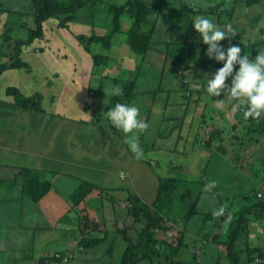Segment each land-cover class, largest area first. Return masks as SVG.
Wrapping results in <instances>:
<instances>
[{"label": "crops", "instance_id": "crops-1", "mask_svg": "<svg viewBox=\"0 0 264 264\" xmlns=\"http://www.w3.org/2000/svg\"><path fill=\"white\" fill-rule=\"evenodd\" d=\"M145 1L160 8L164 2V0ZM192 1L197 4L195 6H200L201 10L210 11L206 7V0ZM212 1L217 2L215 6L218 8L222 3L226 7V0ZM232 1L235 6L228 11L221 12L217 22L224 23V27L231 26L235 31V37L247 39L238 26L242 21L235 18L236 7L241 8L237 5L240 0ZM85 8L88 7L84 6ZM158 9L149 14L145 27L146 30H150L151 39L155 37V42L156 39L161 40L157 35L160 34L159 27L166 25V21L159 18ZM229 12L233 13V17L230 19L232 21L227 20V24H225L221 16ZM246 16L242 10L240 18H246ZM49 19L54 28L63 31V33L59 31L54 35L62 36L63 39L56 38L53 43L47 45L37 42L33 46H29L25 52L29 55L27 59H24L26 66L7 68L0 73V79L5 77L4 80H0V264H103L104 262L118 261L126 245L120 233L124 228L132 227L131 219H125L124 206L127 197L134 195L142 202L153 203L158 195V176L162 175V169L166 171L167 176L169 170L175 169L179 172L182 170L181 173H177L182 176V180L180 183L176 181L178 186L172 193L167 194L169 200H167L168 196L166 200L170 202L172 211L176 213L178 205L182 203V196L185 195L189 199V205L192 204L199 210L198 215L192 217L194 222L196 219H201L200 214L210 213L207 212L209 208L198 207L200 201L203 204L217 201L215 195H211V193H205L203 196L198 195L201 189L203 191L204 188L215 183V181H210L208 178L203 179L204 176H201L200 169L207 162L205 161L201 167L200 159L193 164L183 161V156L189 155L190 151L194 152L193 155L196 151L200 152V144H197V135H195L196 129L192 128L193 131H187L188 128L191 129L195 125L193 117L190 119L187 129L184 128L185 135H183L181 130H176L179 126H174L175 123L177 124L179 114L169 115L167 112L165 115L162 111L157 115V118L152 115V118L158 121L156 128L161 131L160 134L150 136L151 138L158 137L155 140L152 139L154 142L147 145L144 142L143 146V140L138 137L137 132L128 134L129 138L137 139L143 149V156L137 159L125 142V134L121 131L114 132L108 126L105 114L103 116L99 111L100 114L96 112L100 106L101 98H103L102 111L110 109V104L104 103L109 99L105 96L104 91L106 88L113 87L114 81L108 77L112 74L106 73L105 70H109L114 64V67L109 70L110 73L121 75L123 71L133 68L137 64L138 59L134 58L135 55H130L128 45L125 43L126 34L122 35L117 41L118 43L112 41L111 47L108 49L99 42H91L87 50L85 43L79 41L77 35L88 34L90 30L92 34L102 35L108 30L101 29L99 25L94 29L91 26L89 29L90 23L93 24V22L91 19L85 20L87 18L83 19V24L80 26L75 23L76 19L71 20L74 24L71 29H69V25L65 28L60 27L57 18ZM130 19L127 16L122 17L123 23L120 32L126 33ZM252 21L249 20V22ZM88 24L89 26H87ZM236 31L241 32L240 36ZM172 40L173 37L169 35L163 41H159L163 43L162 45L158 44L160 52L164 50V54H169V49L173 46ZM48 48H53V53L63 49V56L71 55L70 60L65 63L50 62L47 67L40 65V59H42L40 55ZM120 49L123 50V54L128 53L130 56L123 59ZM116 50L119 51L117 54L114 53ZM93 54L108 55L110 57L108 62L112 65L108 63V65L96 66L93 63ZM30 62L32 65L29 68L28 63ZM145 63H148L147 60ZM126 64H128L127 67ZM103 69L104 72H100ZM186 69L190 70V68ZM129 71L131 70L129 69ZM144 71L145 64H141L140 73L136 79L135 95L132 97L133 103H136L143 114L146 112L151 114L156 106L154 100L157 95L166 97L172 90L177 93L183 91L182 87H189L192 85L191 83L197 84L194 79L192 81L187 77H182L181 82L175 80L173 83L175 85H171V87L158 85L152 81V78L142 83L141 77ZM41 72L43 74L40 76ZM127 74L123 78L131 76L129 72ZM44 80H46L47 92L42 98L43 101L40 100L38 109L19 105L11 94L6 93L7 86H14L22 95L29 96L40 92V82ZM59 80L66 84L75 83L77 87L66 88L62 91L58 86ZM92 84L94 87L90 89ZM141 84H143L142 87ZM99 86L101 87L97 91ZM70 89L79 95L75 100L67 98ZM180 96L177 100L178 103L179 100L182 101V95ZM59 98L62 99L61 102H58ZM110 99L112 102L113 96ZM130 99H128L129 102ZM170 101L174 102L171 98ZM71 104L77 105L70 106ZM171 107L173 106L165 105V110H171ZM196 108L193 106L192 111L196 112ZM202 108L204 107L202 106ZM202 114L200 111L196 115L199 117V122L196 121L199 128ZM150 118L149 115L146 120ZM160 120H165L163 126L160 125ZM181 121L182 124L185 119ZM169 138L175 140L173 146L162 145V140ZM211 143L215 145V141ZM212 144L207 146L208 151ZM169 147L175 151L172 159H168L171 155H166L167 161L171 160L172 164H159V159L164 155V152L169 150ZM176 156L181 162L179 165L173 161ZM24 167L29 168L31 173L36 171L34 174L40 181L49 183L48 190L37 201H34L24 191V182L19 174L20 169ZM121 172L124 174L123 177H121ZM86 182L97 185V187L85 197H74L78 187ZM212 187L214 188L215 184ZM242 189L237 193L248 192L247 188ZM186 190H192L193 193H186ZM196 193L197 196H195ZM218 197L219 201L228 198L225 195ZM228 205H230L229 202ZM121 207H124V210ZM163 210L166 212L167 210L165 207L161 210L164 218L166 215ZM86 215L89 220L97 221L104 229V233L100 229L92 233L96 238L105 237L101 243L94 247H84L74 242V238L78 235L79 219ZM212 224L211 221L207 223L210 232L214 228ZM200 225L202 224L200 223ZM119 238L122 239V242ZM200 242H206V240L201 239ZM210 242L205 251L206 258H212L214 256L213 248L220 244L216 241L210 240ZM202 245L199 246L202 247ZM118 248L121 250L117 253ZM59 254L62 256L71 255V258L66 261H60L61 257L58 260L54 259L55 255L59 256ZM197 255H200L199 251ZM202 257L204 260V256ZM141 261L144 264H150L147 259ZM205 262L207 263V261Z\"/></svg>", "mask_w": 264, "mask_h": 264}, {"label": "rangeland", "instance_id": "rangeland-1", "mask_svg": "<svg viewBox=\"0 0 264 264\" xmlns=\"http://www.w3.org/2000/svg\"><path fill=\"white\" fill-rule=\"evenodd\" d=\"M5 1L6 5L5 9L0 11V62L3 60L10 61L11 55L14 54V44L16 40L26 38L27 35L29 34V29L34 28L36 25L35 23V16L32 12V8L30 5L29 0H3ZM122 0H98L97 6L98 9L93 8V12L97 14H94V23L89 24V29H91V26H93V29L95 26L99 25L101 29L106 30L110 29L111 27V21L109 18L110 17V11L108 10V7L110 6L111 3L113 2H121ZM207 4L206 7L210 9L209 12H204L203 10L200 9V6H195L197 4H194L192 0H164L162 3V8L158 9V12L160 13L159 18H163L166 21L165 26H160L159 27V32L160 34H157L160 36L161 40L156 39L157 41L155 42V37L152 38V50L148 54V60L150 57V60L148 63L145 64V68H147V71H145V74H142L141 80L142 83H145L149 80V78H152V81L158 85H175L173 84L175 80H179L180 82L182 81V77H187L191 78L192 81L193 79L197 82V84L191 83L192 85L187 87L185 90V93L188 92L189 90H198L201 91L202 93L199 95H204V99L206 97V105L205 103L202 104L199 103L196 112L192 110H188V114L185 116V121L184 123L181 124L182 121H177V124L173 123L174 126H179L176 128L182 131V134L185 135L184 128L187 129L188 123L190 119L193 117L194 124L192 128L195 130L197 135V140L198 143L200 144V152L196 151L195 154L193 155L194 152L190 151L189 155L183 156V161H187L190 164L196 163L199 159L201 162V167L205 163V161L208 164V168H211L209 171V174L211 172H214V177H216L217 181L215 183L211 184V186H208L207 188H204V190L201 193V196H203L205 193H211V195H215L216 200L219 199L218 196H223V195H229L230 193H237L240 191L241 188L251 190L253 187V190L256 188H259L258 190L261 192V196L263 197L264 195V145L260 142L257 141L258 137L260 138V134H263V132H247L246 126H247V121L244 119L240 121L239 119L242 117V111L239 108V105L237 104V101L232 99L227 92L221 93L219 96H210L207 94L205 91L203 85L206 84L207 78H211V75L215 72L213 69L214 65V60L210 59L208 62L204 63L202 67L199 68H190L188 69H183L180 68V65H183L180 61L182 56L184 55L186 51V45L191 42V41H197V40H202L200 34L193 28L191 19L195 15H208L212 16L215 19V22L224 27V23H218L217 19L219 18V14L221 12L228 11L229 9L233 8L235 4L233 3L232 0H226V7L225 4H221V6L218 8L215 6L217 2H214L212 0H206ZM212 1V2H210ZM210 3V5H209ZM117 4V3H114ZM106 5V6H105ZM239 6L241 8L235 9V18L240 19L242 22L238 24L240 31L247 36L246 39V44H252L254 41L263 40L264 39V0H240L238 1ZM80 10L77 13V18L75 23H78L79 26L82 25V21L84 18H87L85 20H88L92 18L91 16H87L90 14V9H84ZM208 9V10H209ZM86 10V12L84 11ZM244 10V13L247 15L246 18H240V12ZM207 11V10H205ZM231 17H233V13L229 12L227 14H223L221 16V19L224 20L225 24H227V20H230ZM255 18V20H254ZM253 20L252 22H249V20ZM157 21V20H156ZM232 21V20H230ZM70 22V23H69ZM73 22V21H72ZM71 21H65L64 25L65 26H60L62 28H65L66 26L69 25V29L74 25ZM101 26H100V24ZM103 25V27H102ZM98 28V27H97ZM96 28V29H97ZM73 30L74 27H73ZM63 33L61 29H56L53 26V23L50 19H47L44 23H42V29L41 32L38 36L34 37L32 36L30 39L31 41L29 43H26L23 45L21 52L19 51L17 53L18 58L20 61H24V59H27L29 55L25 54L26 50H28L29 46H33L37 42L39 43H44L45 45L53 43V41L57 39H63L62 36H55L54 34L57 32ZM85 32V31H84ZM107 32V31H106ZM237 34H241V32L236 31ZM92 34V31L90 30V33L84 34V36H89ZM124 33L122 32H117L114 35V38L112 39L113 42L117 43V41L122 37ZM173 37L172 42V48L169 49V54L165 55V61L163 62L160 58V54L164 55V50H161L158 47V44L162 45L163 43L159 41H163L164 38ZM235 35V34H234ZM237 35V36H238ZM240 36V35H239ZM244 36V35H243ZM124 41V40H123ZM122 41V44H123ZM248 42V43H247ZM126 43V42H125ZM25 46V47H24ZM254 48L249 47V54L253 58L252 51ZM258 51L260 50V45L257 48ZM53 48H48L44 53L40 55V65H47L51 62H57V63H65L70 60V56H63V49L57 50L55 53H53ZM120 53L122 54V58L129 57L128 53L123 54V50H119ZM116 50L114 53L117 54L119 52ZM16 53V52H15ZM9 55V56H7ZM77 56V55H76ZM205 58H208L206 55L205 51ZM31 57V56H30ZM136 59H141V55L137 54L135 55ZM55 59V60H54ZM196 61V60H195ZM31 62L28 63L29 68L31 67ZM114 67V64L112 65L111 68ZM110 68V69H111ZM109 69V70H110ZM164 69V70H163ZM109 70H105L106 73H110ZM182 70V71H181ZM109 71V72H108ZM163 71V73H162ZM100 72H104V69ZM128 71H125L122 73L123 76L128 75ZM161 73L163 74L162 76ZM43 74L41 72L40 76ZM144 75V77H143ZM5 77H1L0 80H4ZM231 77L228 78L226 81L227 83H230ZM1 82V81H0ZM111 82V80H110ZM45 83L46 80L41 81V88H40V100L43 98L44 94L47 92V86L45 88ZM112 83V82H111ZM113 84V83H112ZM153 84V83H152ZM143 84H141L142 87ZM58 86L60 90H64L66 88L70 87H77V85L74 83L66 84L64 81L59 80ZM108 89V88H106ZM105 89V90H106ZM136 90V87L135 89ZM194 93V91H193ZM24 94L23 96H25ZM171 99L177 101L179 96L181 95V92L178 91L177 93L175 92H170ZM79 95L73 90L68 91L67 98H71L72 100H75L78 98ZM200 98V97H199ZM151 99V96H150ZM43 101V99H42ZM62 99L59 98L58 102H61ZM99 101V100H98ZM155 107L151 111V114L146 112L143 114V111H140V118L143 119L147 124L148 127L143 131L140 132L139 130H134L135 132L138 133V137L143 140V146L145 145L144 142H146V145L149 144L150 142H154V140L158 137L153 136L152 138L150 137L153 134H160L161 131H158L156 128L158 121L152 118V115L157 118V115L160 114V112L163 111V114L166 115L167 112H169V115H176L178 114L179 111L176 110H165V105L163 103V95H157L155 97ZM113 102V99H112ZM129 102V100H127ZM98 103V102H97ZM130 103H133V99H130ZM113 104V103H112ZM136 104V103H135ZM77 105V104H71L70 106ZM185 105V104H184ZM205 105V106H204ZM216 105L218 110L220 111H225L224 116H220V114L216 111L213 110L211 111V106ZM180 106L179 105H175ZM202 106L204 108H202ZM112 105L110 104V108ZM103 108V98H101V103L100 106L97 108L96 112H100L101 114H105V112L102 111ZM109 110V108L107 109ZM148 110V108H147ZM239 110V119L237 120V117L234 116V113ZM202 111V113L205 115V119L207 122L215 123V126H210L208 129V125L204 126L203 123L200 125L202 127L199 128L198 124V115ZM98 112V113H99ZM99 113V114H100ZM195 113V114H193ZM143 115V116H142ZM147 116H151L150 119L146 120ZM145 117V118H144ZM198 121V122H196ZM160 125L163 126L165 123V120H160L159 121ZM257 123V122H255ZM233 124L235 127H233ZM219 131H216V130ZM165 130V129H164ZM163 130V131H164ZM210 130V131H209ZM193 131V130H192ZM191 131V132H192ZM216 131V132H215ZM186 132V131H185ZM177 134V132H175ZM159 136V135H157ZM161 137V136H160ZM215 140V145L212 144L211 149L208 151L207 146L205 142L207 141V138ZM257 138V142H254V139ZM152 139H154L152 141ZM162 145H169L173 146V143H175V140L169 138L168 140L163 139ZM169 147V150L164 152V155L161 156V159H159L158 163L159 164H166L168 163L166 159V155H171L168 157V159H172L174 157L173 153L175 152L173 148ZM171 148V150H170ZM234 148H236L234 150ZM208 151V152H207ZM199 154V155H198ZM237 155V157L235 156ZM195 158V160H192ZM260 158V166L256 163L257 160ZM177 165H179L181 162L179 158L176 156L173 160ZM242 161V162H241ZM182 170L176 171L175 169L169 170L167 172L168 176H176L177 173H181ZM165 170H161V174L164 175ZM217 175V176H216ZM260 177V180L257 178ZM263 179V181H261ZM215 184V187L213 188L212 186ZM258 186V187H254ZM263 186V187H262ZM262 187V188H261ZM185 191L183 192V194ZM186 193L192 194V190H186ZM198 193V192H197ZM197 193L195 196H197ZM245 192L241 194H245ZM105 197V195H104ZM185 195L182 196V203L178 205V212L176 213L171 210V212H166L163 210L164 214L167 215L165 224L168 225V230L167 233L164 231H155L154 235L155 236H162L163 238H170L173 236L174 238H179L182 236L184 239L188 242V247H181V256L184 260L183 264H195V257L197 256V252H200V255L196 258L198 263H204V264H229V258L226 257V249H222L224 244L222 243V240L216 241L217 243H222V245H218L217 247H214L213 253L214 256L212 258L205 256L206 254V249L204 248H199L198 244L200 245V239L198 238V235L194 234L196 228L199 227L198 224L194 223L189 220L185 214L188 211L187 208L190 206L189 204V199ZM238 198H235V200ZM169 200V196H168ZM223 201L225 202V198H223ZM180 202V201H179ZM217 203V201H216ZM231 205H228V208L230 210V213H232L233 208H235L234 204L235 201L231 202L229 201ZM199 208L203 209H208L210 208L209 203L203 204L202 201H200V204L198 205ZM224 208L227 207V203H224ZM122 210H124V207H121ZM217 209V208H216ZM174 213V214H173ZM183 213V214H182ZM87 216V215H86ZM130 217L126 215L125 219H129ZM192 218V217H191ZM131 219V218H130ZM142 219V218H141ZM70 221H72L71 218H69ZM143 220V219H142ZM186 222L188 223H185ZM125 223V221H124ZM184 227L185 230H184ZM249 228V236L246 234L245 237L248 238L249 244L251 246L253 245H259L262 248L264 247V219L263 221L260 220H255L250 223ZM182 231L184 232V235H182ZM186 231V232H185ZM225 233V232H224ZM260 234V237L257 234ZM176 234V235H174ZM225 237H223L224 239ZM122 242V239L119 238ZM244 241V240H243ZM244 244V243H242ZM245 245H242V249L244 250ZM121 250L118 248L117 253ZM115 253V250H114ZM207 255H209L207 253ZM206 258L205 261L203 260ZM225 257V258H224ZM117 258V257H113ZM256 259L253 260H259L257 257H254ZM225 263H224V261ZM143 262H139L138 264H142ZM144 264V263H143ZM244 264H254L252 262V259H248L247 261H244ZM260 264V262L256 263Z\"/></svg>", "mask_w": 264, "mask_h": 264}, {"label": "trees", "instance_id": "trees-1", "mask_svg": "<svg viewBox=\"0 0 264 264\" xmlns=\"http://www.w3.org/2000/svg\"><path fill=\"white\" fill-rule=\"evenodd\" d=\"M30 5L32 8V12L35 16V27L29 29V34L26 38L19 39L15 41L14 46V54L11 55L10 61H3L0 62V73L4 69L7 68H18L20 66H26V62L20 61L18 58L17 53L21 51V48L26 43H29L31 41V37L41 35V29H42V23H44L49 18H57L58 19V25L59 26H65V21H71L73 19L77 18V13L80 10V8L86 6L88 8H85L87 10L90 9V14L86 15L91 16L90 18L92 22L94 23V14H97L93 12V8L98 9V6L96 5L98 0H29ZM6 5L5 1L0 0V11L5 9ZM106 6V5H105ZM108 7V10L110 11V17H107L111 21V27L105 34L102 35H96L92 34L89 36L77 35V38L79 41H83L85 43V48L88 50V47L91 42H99L101 43L106 49L111 47L113 35L121 30L122 26V17H129L130 23L129 28L127 29L126 33H124L126 40V44L129 48L130 55H141V59L137 60V64L133 66V68L127 69V71L130 73V77L123 78L122 74L117 73H109L112 74L108 76L110 79L114 81V86H119L123 89V95L121 96H113V104L116 102H127L129 98H132L135 95V86H136V79L139 76L140 73V66L141 64L144 65V63L149 62L148 60V54L152 50L153 44L151 39L150 30H146L145 27L147 26L149 14L156 9L160 8L157 5H154L153 3L145 0H125L122 3H111ZM82 10V9H81ZM207 12V11H204ZM246 39L235 37V35L231 38H225L224 40H221L220 43L225 47V49L231 45H240L241 48L245 53L248 52L249 47L254 48L252 51L253 58L255 57L258 47L260 45V50L264 49V39L254 41L252 44H246ZM118 43V42H117ZM248 43V42H247ZM207 45L203 43L202 40L197 41H191L187 44L186 51L184 55L181 58V63L183 65H180V68L186 69V68H192L194 69L202 67L204 63L208 62L211 58H205V51H206ZM160 49V48H159ZM1 51V50H0ZM16 52V53H15ZM243 55V52L241 53ZM165 55L166 54H160L161 60L165 61ZM9 56V55H7ZM251 56V55H250ZM93 63L96 66H102V65H108L109 56L103 55V54H93ZM135 58V57H134ZM196 60V61H195ZM213 69L216 71L219 67L222 66V62H218L215 59ZM143 61V62H142ZM110 64V63H109ZM112 65V64H110ZM128 64H126V67ZM112 67V66H111ZM146 67V66H145ZM238 68V66H236ZM195 68V69H196ZM164 70V69H163ZM145 71H147V68H145ZM145 71L143 74H145ZM182 71V70H181ZM125 72V71H123ZM163 73V71H162ZM161 73L160 76L163 74ZM117 75V76H115ZM152 77V76H151ZM150 77V78H151ZM94 84V83H93ZM90 85V89L94 87V85ZM101 86L97 88V91H99ZM179 88V87H177ZM176 88V89H177ZM183 91L181 92L182 95V101L179 103L175 100L172 103L170 101L171 95L170 93L168 96H163V103L164 105H171L173 107L172 110L179 111L178 112V121L185 119V116L188 114V110L190 107V110H192L193 106L197 107L199 103L206 105V97L204 99L203 96H199L202 92L198 91L196 89L189 90L185 93V90L187 87H182ZM194 91V93H193ZM170 92H174L173 90ZM176 92V91H175ZM6 93L11 94L15 102L22 106L27 107H34L38 109L40 107V93L35 92L29 96H23L20 91L14 87V86H7L6 87ZM208 94V93H207ZM181 97V96H179ZM200 97V98H199ZM191 98V99H190ZM237 101V100H236ZM178 103V104H177ZM176 106L175 105H179ZM185 104V105H184ZM237 104L239 105V102L237 101ZM189 105V106H188ZM204 105V106H205ZM188 106V109L186 111V107ZM239 108L242 111V117L239 119V110H237L234 113V116L237 117V120L240 121L246 120L247 121V132H263V134H260V138L258 137L254 139V142L260 141L264 145V116H262L259 119L255 118H245L244 116V107L239 105ZM216 110L220 116H224L225 111L218 110L216 105L211 106V111ZM205 119V115L202 114L200 119V124L203 123L204 126L208 125V129L210 126L214 125L213 123L207 122ZM257 122V123H255ZM108 126L114 131L119 133V130L115 129L110 122H108ZM200 127H202L200 125ZM233 127L235 125L233 124ZM210 131V130H209ZM216 131H219L218 129ZM215 131V132H216ZM257 140V141H256ZM213 139L207 138V141L205 142L206 145H211ZM215 141V140H214ZM236 148H234L235 150ZM237 157V155H235ZM210 162V161H209ZM208 163H206L201 169V176L203 179L208 178L210 181H217L216 177H214V172H211L209 174V171L211 168H208ZM242 162V161H241ZM260 166V158L256 162ZM168 165H171V160L168 161ZM22 179H23V188L26 194H28L34 201H37L40 199L48 190L49 183L48 181H40L38 179V176L34 174L36 171H32L34 173H31L29 168H21L19 171ZM217 176V175H216ZM180 174H177L176 176H167L166 174L158 176L159 178V188H158V195L153 203L147 204L146 202H142L138 197L134 195H129L127 197V201L125 202V213L131 218V226L130 228H124L121 231V236L124 242L126 243L125 248L123 249V252L121 254V257L118 261H110V262H104L103 264H138L139 261L142 259H147L150 264H183L184 260L181 256V247H187L188 242L184 239V237H177L174 238L171 236L170 238H163L162 236H155V231H164L167 232L168 229L167 226H165V221L167 215L163 218V215L161 214V210L165 207V209L169 212H171V206L170 202L167 201V194L172 193L176 186H178L177 182L180 183L182 180ZM185 178V177H184ZM264 178V177H263ZM260 180V177L257 178ZM177 181V182H176ZM263 181V179L261 180ZM202 184V183H201ZM97 185L90 184L88 182L82 184L78 187L76 194L74 197L80 198L85 197L90 191H92L94 188H96ZM202 187V186H201ZM258 187V186H254ZM263 187V186H262ZM261 187V188H262ZM259 188H256L253 190V187L251 190H249L245 194L240 193H230L226 196L228 198L225 199L228 203L230 200L231 202L235 201V208H233L232 213H230V210L227 207L224 206V201L217 200L215 203H209L210 208L207 212V215L204 213L203 216H206L205 223L203 220L196 219L195 222L192 220V216L199 212L198 209H196L195 206L190 205V207L187 208V212L185 216L194 223L198 224L199 227L196 228L194 234L198 235L199 239H209L207 235L210 234V230H208V219L215 217L217 220V217H221L219 219V223H217V231L215 232V238L218 239V237H222L225 234V238L222 239V243L224 244L222 249H226V257L229 258V264H244V261H247L248 259H252V262L254 264L260 262V264H264V247L262 248L259 245H253L251 246L249 244V240L246 236L248 234L249 236V225L251 222L255 220L263 221L264 219V195L261 196V192L258 190ZM264 191V189H263ZM202 189L199 191V196H201ZM260 193V195H258ZM264 193V192H263ZM235 198H238L235 200ZM167 199V200H166ZM228 199V200H227ZM169 202V203H168ZM213 202V201H212ZM231 205V204H230ZM192 206V207H191ZM217 208V209H216ZM224 208V212L220 215H216V212L220 209ZM143 220H142V219ZM185 223L186 222L185 220ZM200 223L202 225H200ZM79 226L77 230V237L74 238V242L78 245H82L84 247H94L95 245H98L105 239V237H93L92 233L94 231H98L100 229L104 233V229L101 228L100 224L96 221H91L88 219V217H80L79 219ZM212 226H216V221L213 222ZM184 230L186 227H184ZM130 230V231H129ZM116 232V231H115ZM186 232V231H185ZM225 232V233H224ZM106 235V234H105ZM176 235V234H174ZM182 235H184V232L182 231ZM260 237V234H257ZM244 240V241H243ZM222 243L220 245H222ZM244 243V244H242ZM198 244V247L206 249L210 242H200V245ZM242 245H245L244 250L242 249ZM114 249V248H113ZM112 252V249H110ZM60 261L63 259L64 256L61 254L55 255L54 259H59ZM198 255L195 257V264H202L198 263L197 258ZM254 257H257L259 260H253L256 259ZM71 258V255L68 256V259ZM225 258V257H224ZM63 261V260H62ZM204 264V263H203Z\"/></svg>", "mask_w": 264, "mask_h": 264}, {"label": "clouds", "instance_id": "clouds-1", "mask_svg": "<svg viewBox=\"0 0 264 264\" xmlns=\"http://www.w3.org/2000/svg\"><path fill=\"white\" fill-rule=\"evenodd\" d=\"M191 22L194 29L200 34L203 43L207 45L206 55L222 62V66L211 75V78H207L206 84L203 85L205 91L210 96H219L222 91L227 92L232 99L237 100L239 105L244 107L245 118L259 119L264 116V49L257 51L254 58L250 56L249 52L245 53L240 45H231L225 49L220 41L225 38L231 39L234 36L235 31L231 26L222 27L215 22L212 16L202 14L193 16ZM229 77L231 80L230 83H227ZM104 93L109 98L104 103L112 105L109 110L105 111V119L115 129L125 134V142L135 157L140 159L144 154L143 149L137 139L128 137V134L133 133L134 130L143 132L148 127V124L140 118L139 107L130 102L112 104L110 99L112 96L123 95V89L119 86L108 88ZM123 176L124 174L121 172V177ZM223 212L224 208H220L216 215ZM197 215L196 213L192 217ZM203 215V213L200 214V217L205 223L206 216ZM219 219H221L219 216L217 220L208 219L207 223L216 221V226H213L209 235L206 234L209 239H203L210 242V240L218 241L225 237V234L222 237L220 235L218 239L214 237ZM165 226L168 229V225ZM66 257L68 260V256Z\"/></svg>", "mask_w": 264, "mask_h": 264}, {"label": "built area", "instance_id": "built-area-1", "mask_svg": "<svg viewBox=\"0 0 264 264\" xmlns=\"http://www.w3.org/2000/svg\"><path fill=\"white\" fill-rule=\"evenodd\" d=\"M258 195H260V193H258ZM63 261H66L67 260V257L65 256V257H63V259H62Z\"/></svg>", "mask_w": 264, "mask_h": 264}]
</instances>
